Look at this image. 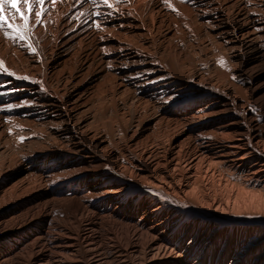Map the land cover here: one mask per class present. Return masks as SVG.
<instances>
[{"label": "bare ground", "instance_id": "6f19581e", "mask_svg": "<svg viewBox=\"0 0 264 264\" xmlns=\"http://www.w3.org/2000/svg\"><path fill=\"white\" fill-rule=\"evenodd\" d=\"M111 2L0 31V264H264V0Z\"/></svg>", "mask_w": 264, "mask_h": 264}, {"label": "snow or ice", "instance_id": "6c2138e0", "mask_svg": "<svg viewBox=\"0 0 264 264\" xmlns=\"http://www.w3.org/2000/svg\"><path fill=\"white\" fill-rule=\"evenodd\" d=\"M53 2H55V0H53ZM92 2L96 4L97 0H92ZM100 2L109 8L113 7L111 0H100ZM44 4L45 0H0V31H3L6 37L14 41L17 38L21 41L25 40L26 34L31 31L32 24L42 23L41 17L47 11V9L43 7ZM34 5H38L39 7L34 8ZM9 10L11 11V15L7 14ZM97 15H99V13H97ZM17 20L22 23H17ZM33 51H35V49H33ZM0 73L15 76L14 72H10L9 69L5 67L3 60H0ZM17 79H28V77H17ZM6 95H8L7 92H0V97ZM18 107H21V105H4V108L8 111Z\"/></svg>", "mask_w": 264, "mask_h": 264}, {"label": "rangeland", "instance_id": "374dc122", "mask_svg": "<svg viewBox=\"0 0 264 264\" xmlns=\"http://www.w3.org/2000/svg\"><path fill=\"white\" fill-rule=\"evenodd\" d=\"M196 65L201 67L204 72L218 74L221 77V80L228 82L230 79L228 78V73H230L232 68V61L230 59L229 53L224 51H214V50H207L205 53L200 54L199 60L196 61ZM224 77V79H222ZM113 104L109 102L108 99H104L101 107V121L105 123L106 128L112 126L113 128H117V123L121 124L120 116L114 113L111 110ZM106 112V113H105ZM127 120V115H124L122 121L125 123ZM26 140L24 141L25 144ZM29 142V141H28ZM27 142V143H28ZM124 141H119V144L123 143ZM22 144L21 139L19 141H4L0 139V169H3L8 163L13 162L16 160L18 155L21 153ZM34 144H31L29 149L33 148ZM25 148V147H24ZM26 149V148H25Z\"/></svg>", "mask_w": 264, "mask_h": 264}]
</instances>
